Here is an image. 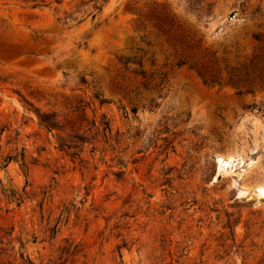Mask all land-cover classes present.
Returning <instances> with one entry per match:
<instances>
[{
  "label": "rangeland",
  "instance_id": "rangeland-1",
  "mask_svg": "<svg viewBox=\"0 0 264 264\" xmlns=\"http://www.w3.org/2000/svg\"><path fill=\"white\" fill-rule=\"evenodd\" d=\"M0 264H264V0H0Z\"/></svg>",
  "mask_w": 264,
  "mask_h": 264
},
{
  "label": "trees",
  "instance_id": "trees-1",
  "mask_svg": "<svg viewBox=\"0 0 264 264\" xmlns=\"http://www.w3.org/2000/svg\"><path fill=\"white\" fill-rule=\"evenodd\" d=\"M196 55H187L184 59L180 60L179 65H186L188 64L190 68H196L198 67L197 61H195Z\"/></svg>",
  "mask_w": 264,
  "mask_h": 264
}]
</instances>
